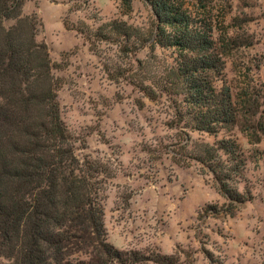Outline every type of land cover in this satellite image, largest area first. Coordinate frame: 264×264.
<instances>
[{"label": "trees", "instance_id": "16d2710c", "mask_svg": "<svg viewBox=\"0 0 264 264\" xmlns=\"http://www.w3.org/2000/svg\"><path fill=\"white\" fill-rule=\"evenodd\" d=\"M133 1L121 0L125 14ZM139 1L149 10L140 26L110 19L75 30L98 57L102 44L115 46L120 61L107 67L110 80L169 110L173 149L149 142L143 147L149 160L168 154L181 167L198 163L230 205L212 214L229 213L252 199L239 189L244 153L230 138L190 150V132L216 136L237 128L250 144L260 143L264 86L236 91L227 83L232 48L221 39L223 10L213 0ZM23 6L24 0H0V264H185L180 256L122 251L107 242L101 192L120 165L77 153L59 114L61 81L37 40L42 24L24 16Z\"/></svg>", "mask_w": 264, "mask_h": 264}, {"label": "rangeland", "instance_id": "374dc122", "mask_svg": "<svg viewBox=\"0 0 264 264\" xmlns=\"http://www.w3.org/2000/svg\"><path fill=\"white\" fill-rule=\"evenodd\" d=\"M213 2L223 10L221 39L232 48L225 59L227 83L236 91L264 86V0ZM132 6L130 14L121 0H24L23 6L24 16L36 15L42 24L37 40L46 44L61 81L59 114L77 153L120 165L101 192L107 242L122 251L180 256L185 264H264V140L250 144L237 128L216 136L190 132V150L230 138L246 159L239 189L252 199L212 214L230 205L198 163L181 167L168 154L151 162L143 152L153 141L167 145L164 152L173 149L176 131L165 126L169 110L121 79L110 80L107 67L120 61L115 46L102 44L98 57L75 30L81 23L96 28L100 20L147 22V6L139 0ZM259 119L264 123V105Z\"/></svg>", "mask_w": 264, "mask_h": 264}]
</instances>
